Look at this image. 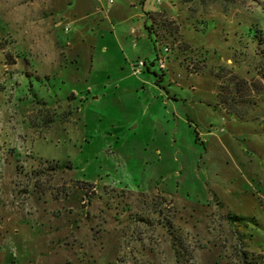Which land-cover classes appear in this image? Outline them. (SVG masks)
Wrapping results in <instances>:
<instances>
[{
	"label": "rangeland",
	"instance_id": "rangeland-1",
	"mask_svg": "<svg viewBox=\"0 0 264 264\" xmlns=\"http://www.w3.org/2000/svg\"><path fill=\"white\" fill-rule=\"evenodd\" d=\"M0 264H264V0H0Z\"/></svg>",
	"mask_w": 264,
	"mask_h": 264
},
{
	"label": "built area",
	"instance_id": "built-area-1",
	"mask_svg": "<svg viewBox=\"0 0 264 264\" xmlns=\"http://www.w3.org/2000/svg\"><path fill=\"white\" fill-rule=\"evenodd\" d=\"M112 0H109V3H111ZM161 2V0H156V4H159ZM164 52H166V50L164 49ZM162 64V60H159V65ZM144 67V64L139 61L137 63H135V67L133 68V74L134 75H140V69Z\"/></svg>",
	"mask_w": 264,
	"mask_h": 264
},
{
	"label": "trees",
	"instance_id": "trees-1",
	"mask_svg": "<svg viewBox=\"0 0 264 264\" xmlns=\"http://www.w3.org/2000/svg\"><path fill=\"white\" fill-rule=\"evenodd\" d=\"M146 31H147V34H148V37L150 38L151 40V34L153 33L154 34V30L152 29V25L151 27H145ZM256 38H259V36H255Z\"/></svg>",
	"mask_w": 264,
	"mask_h": 264
},
{
	"label": "crops",
	"instance_id": "crops-1",
	"mask_svg": "<svg viewBox=\"0 0 264 264\" xmlns=\"http://www.w3.org/2000/svg\"><path fill=\"white\" fill-rule=\"evenodd\" d=\"M146 25H148V22H147V16H145V22H144V24H143V28H144ZM147 69H149V68H147ZM147 69H145V70H146V71H149V70H147Z\"/></svg>",
	"mask_w": 264,
	"mask_h": 264
}]
</instances>
